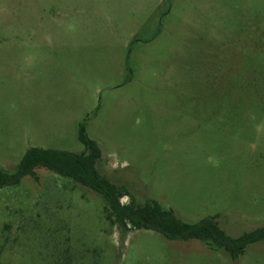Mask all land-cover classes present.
I'll return each mask as SVG.
<instances>
[{
    "label": "rangeland",
    "instance_id": "1",
    "mask_svg": "<svg viewBox=\"0 0 264 264\" xmlns=\"http://www.w3.org/2000/svg\"><path fill=\"white\" fill-rule=\"evenodd\" d=\"M136 203L238 238L264 226V0H0V168L80 153ZM0 188V264H264L151 230L48 170Z\"/></svg>",
    "mask_w": 264,
    "mask_h": 264
},
{
    "label": "trees",
    "instance_id": "2",
    "mask_svg": "<svg viewBox=\"0 0 264 264\" xmlns=\"http://www.w3.org/2000/svg\"><path fill=\"white\" fill-rule=\"evenodd\" d=\"M79 141L84 146V151L80 153L55 149H29L13 174L0 168V188L17 185L24 177L37 180L35 172L42 168L99 195L105 203L106 219L123 232L144 229L159 233L169 241L197 240L210 249L224 250L232 259L241 255L249 245L264 241V226L234 239L220 228L217 218H208L191 224L181 221L171 210L154 200L138 204L130 198L129 202L122 204L121 199L131 195L125 188L111 183L97 170V162L101 157L98 145L87 138L83 129L80 131Z\"/></svg>",
    "mask_w": 264,
    "mask_h": 264
}]
</instances>
